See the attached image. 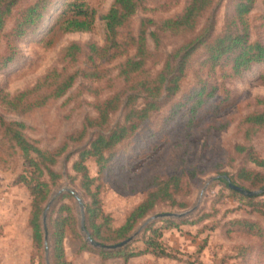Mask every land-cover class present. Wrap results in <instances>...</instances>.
Here are the masks:
<instances>
[{"label":"rangeland","instance_id":"rangeland-1","mask_svg":"<svg viewBox=\"0 0 264 264\" xmlns=\"http://www.w3.org/2000/svg\"><path fill=\"white\" fill-rule=\"evenodd\" d=\"M35 1L21 0L13 14ZM65 1H51L41 24L17 42L14 61L0 71V89L10 96L32 89L53 70L64 75L77 73L73 86L63 97L48 100L40 108L23 114L0 107V119L4 123H22L24 137L39 149L52 153L59 150L69 136L79 132L86 119L96 117L94 106L98 102L124 89L123 78L118 77L119 67L135 55V49L131 48L126 55L112 62H97L103 79H84L82 73L89 70L85 59L80 57L78 61L69 62L63 59L62 51L73 43L103 46L105 28L101 17L114 0H87L96 12L92 30L66 34L51 29ZM188 3L189 0H139L138 11L120 31V40L136 38L141 25L146 23L145 46L150 56L142 78L154 79L168 55L196 38L210 24L214 25L212 34H220L232 8L231 0H214L193 34L175 36L159 32L158 43H155L150 33H156L162 21L179 17ZM246 19L250 41L264 44V0H254ZM149 20L153 24L146 22ZM12 22V19L8 20L4 32L10 30ZM4 50L5 43L0 40V55ZM203 59L202 48L191 57L178 94L159 113L142 123L128 140L105 154L102 171L95 159L85 162L89 176L95 180L91 192L97 194L101 210L110 219L111 230L124 224L128 214L151 191L154 180L182 175L180 188L175 193L176 204H158L129 235L131 237L148 219L156 217L146 226H169L162 231L161 242L171 251L172 257L147 254L125 261L121 257L101 258L98 251L106 250L94 248L88 242L87 248L82 249L86 237L80 229L78 205L69 193L59 194L64 188L75 191L83 202L84 212L85 206L91 204V197L82 189L81 178L72 171V165L77 152L97 134L108 133L117 124H122L125 113L122 106L110 117L105 128L89 130L80 143L67 142L65 152L57 158L53 170L60 178L43 205L47 245L42 213L43 239L38 250L33 245L29 227L31 198L22 184L15 183L27 170V164L0 126V264H54L50 250L51 226L56 217L67 215L75 221L73 229H65L62 240L64 260L68 264H264V184L250 187L236 177L237 172L244 169L264 178V169L253 165L246 156L250 152L254 157L264 159V127L253 128L245 123L248 115L264 110V64H255L240 76L231 77L227 76L229 66L217 67L209 73L206 65L199 64ZM201 86L206 88V94L210 91L213 94L204 97L201 107L190 114L194 100L187 102L185 99L184 102V98ZM43 93H47L46 89L32 95L29 101ZM175 101L182 102L183 106L172 113L174 107L171 108V104ZM141 102L138 100L136 106ZM240 148L244 152H240ZM221 175L232 178L236 184H244L248 191L263 190V193L256 196L253 203L243 200L232 195L220 182ZM164 214L181 217L159 218ZM242 221L256 223V228L248 231L238 224ZM146 226L127 246H143V238L149 235L143 232ZM108 231L103 230L102 237L109 238ZM96 243L116 245L106 241Z\"/></svg>","mask_w":264,"mask_h":264},{"label":"trees","instance_id":"trees-1","mask_svg":"<svg viewBox=\"0 0 264 264\" xmlns=\"http://www.w3.org/2000/svg\"><path fill=\"white\" fill-rule=\"evenodd\" d=\"M21 0H0V40L5 43V50L0 55V71L6 69L15 59L17 53L16 44L27 33L35 30L47 15L52 0H36L24 9L13 14ZM214 0H189L183 13L174 19L162 21L156 28V33H150V37L158 43V33H169V35L193 34L200 19L213 6ZM254 0H231V13L226 16L223 30L218 35H213V24L191 41L182 45L177 51L168 55L160 73L154 78H142L146 62L150 53L146 50V23L141 25V29L136 38H129L122 42L120 31L128 24L129 20L139 9V0H114L107 13L101 17L105 28V42L99 47L95 44L81 46L70 44L62 51V57L69 62L78 61L80 57L85 59L89 66L86 73H82L84 79L97 81L103 79L99 71L97 62H112L117 58L126 55L128 49L134 48L135 55L127 59L119 67L118 77L123 78L124 89L114 94L112 97L98 102L94 106L96 117L86 119L81 130L69 136L70 143L82 142L89 130L103 129L108 125L110 117L116 113L120 107L124 108L123 122L117 124L108 133L97 134L89 144L77 152V159L72 165V171L81 178V187L87 195L91 197V204L85 206L84 227L85 232L94 242H110L118 244L129 238L135 226L143 220L158 204L169 202L175 205V193L180 188L182 175L170 176L160 181L154 180L152 189L144 200L139 203L126 217L124 224L119 228L111 230L110 219L103 213L99 206L97 194L91 192L95 180L88 174L85 162L88 159H95L102 171L105 167V154L110 153L118 144L128 140L150 117L161 111L164 105L171 101L179 92L180 82L185 75L191 57L200 49L204 50V59L199 64L206 65L209 73L217 67L229 66L227 76L238 77L247 72L255 64H264V44L259 41H250L247 15L252 9ZM96 12L88 4L87 0H66L55 17L52 30L61 33H88L92 30L95 22ZM12 19V27L4 32L8 20ZM149 25L152 21H146ZM77 73L64 75L56 70L51 71L30 90L23 91L17 95L10 96L0 89V107L12 113H27L31 109L44 106L48 100L63 97L73 86L77 79ZM42 89L47 93L33 97ZM206 88L201 86L192 95L184 98L193 99L189 109L190 114L196 111L205 102V98L211 96L213 91L205 93ZM205 97V98H204ZM141 100L139 106L137 101ZM183 102V100H182ZM182 102H173L172 113L183 106ZM169 115V114H168ZM245 123L253 128L264 127V110L250 114L246 117ZM0 126L4 129V135L15 148L20 152L23 160L27 164V170L20 175L15 183L22 184L28 191L31 198V212L29 227L32 232V240L35 249H40L42 245V231L40 217L43 213V205L46 203L51 188L56 185L59 175L53 170L57 158L63 154L67 148V142L55 152H47L39 149L34 143L28 141L23 132L25 126L22 123H4L0 119ZM240 152L244 149L240 148ZM247 159L256 167L264 169V159L254 157L250 152L246 154ZM220 182L227 186V181ZM227 177V176H226ZM241 182L247 183L250 187L263 186L264 178L258 173L253 174L244 169L237 172L236 176ZM230 183L242 189H246L244 184H236L232 178H228ZM229 189V188H228ZM231 194L243 200L253 203L255 197L241 196L235 191ZM62 210V209H61ZM260 212V210H257ZM75 224L71 215L56 217L51 226L50 250L54 264H68L64 260L62 240L66 228L73 229ZM248 231L256 228V223L240 222ZM165 227H153L149 224L143 230L149 235L143 238L142 247L131 248L127 246L118 251H98L103 259L121 257L125 261L130 258L143 255H153L161 258L172 257L169 251L161 242L162 231ZM109 230V238L102 237V231ZM105 243H101L104 246ZM87 241L82 245V249L87 248Z\"/></svg>","mask_w":264,"mask_h":264},{"label":"water","instance_id":"water-1","mask_svg":"<svg viewBox=\"0 0 264 264\" xmlns=\"http://www.w3.org/2000/svg\"><path fill=\"white\" fill-rule=\"evenodd\" d=\"M223 179H225L227 181V186L228 188L231 190V191H235L239 194H241L242 196H246V197H256V196H259L260 194L263 193V190L261 191H248V190H245V189H242L238 186H235L233 184L230 183L229 179L226 178V177H223ZM62 192H67L69 193L71 196L74 197L77 205H78V208H79V214H80V229L81 231H83L85 233V237H86V241L94 248H100V249H103V250H106V251H115V250H121L123 249L124 247H126L133 239L134 237L149 223L151 222L152 220L156 219V217H152L150 219H148L139 229L137 232H135L131 237H129L127 240L119 243V244H116V245H112V246H103V245H100L94 241H92L90 239V236L85 232V227H84V217H85V212H84V206H83V202L81 200V198L77 195V193L71 189H68V188H64L62 189L60 193ZM50 203L48 204V207H49ZM47 207V208H48ZM173 217H181V215H173V214H164V215H161L159 218H173ZM42 223H43V231H44V241H45V245H47V230H46V211L43 213V216H42Z\"/></svg>","mask_w":264,"mask_h":264}]
</instances>
